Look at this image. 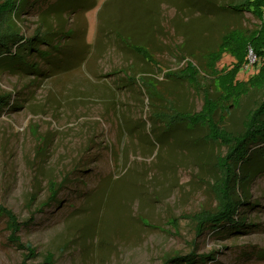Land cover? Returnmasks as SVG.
Listing matches in <instances>:
<instances>
[{
	"label": "rangeland",
	"instance_id": "1",
	"mask_svg": "<svg viewBox=\"0 0 264 264\" xmlns=\"http://www.w3.org/2000/svg\"><path fill=\"white\" fill-rule=\"evenodd\" d=\"M55 1L28 0L14 16L25 36L50 34L36 43L47 59L27 55L40 68H0V95H9L0 109V264L27 255L33 264H184L170 259L190 254L207 255L194 264H264V173L247 185L241 228L197 234L192 215L218 204L225 146L201 126L179 133L185 127L150 118L167 100L201 109L200 92L164 76L190 59L219 111L234 108L225 126L241 128L264 98V61L250 47L264 49V19L223 10L228 0H82L47 11ZM113 26L150 44L158 67L127 51ZM237 29L211 64L223 34ZM132 66L158 80L163 100L151 106L144 88L128 85ZM54 184L61 188L50 203ZM3 209L27 221L18 232L26 248L9 241Z\"/></svg>",
	"mask_w": 264,
	"mask_h": 264
},
{
	"label": "trees",
	"instance_id": "2",
	"mask_svg": "<svg viewBox=\"0 0 264 264\" xmlns=\"http://www.w3.org/2000/svg\"><path fill=\"white\" fill-rule=\"evenodd\" d=\"M185 1L194 5L200 3L201 0ZM69 2L75 3V5L80 7L83 6L82 0H57L47 7V11L51 9L67 10V3ZM27 4L28 0H0V68L11 69L13 68L12 66L21 64L27 66L28 69L38 70L40 68L39 63L28 60L27 55L33 51L46 59L48 58L47 53L38 49L36 43H49L47 35L50 34L47 32L43 34L39 29L35 31L34 35L27 37L22 33L21 28L17 26L15 21L14 16H19ZM219 6L223 10L228 9L233 13L251 12L264 19V0H228L226 5L222 4ZM113 27L118 39L125 44L123 47H126L127 51L133 52L146 64L158 67L149 43L148 46L144 41H138V38L135 39L133 34H127L122 27ZM143 30L147 31L146 28H143ZM239 31L241 30H231L223 34L218 50L213 51L209 56L211 64L216 63L218 58L222 56L224 48L231 47L234 33L237 32L240 35ZM144 37L143 35L142 38ZM161 39L159 38L158 40ZM15 47L16 49L14 50L13 48ZM250 47L260 55V60L264 61V56L261 55V51L264 52V49H257V46L253 44H250ZM127 70L129 73L125 77L128 85H139L144 88L147 97L151 100V106L153 101L157 103L164 99L162 91L158 87V80L155 77L146 76L143 71L136 72L133 66L128 67ZM209 73L212 74L214 72L209 69ZM164 76L170 77L172 80L186 82L196 92H200L203 97V105L197 111L185 110L170 100H167L168 106L163 109L153 105L155 110L151 111L150 114L153 123L156 124L158 121H162L165 122L167 128H175V130L185 127L179 130V133L201 126L207 129V137L210 140L225 146L224 153L217 158L219 175L215 179V186L217 187L218 204L214 209H204L192 215L196 232L197 234H204L207 231L219 232L226 224L238 230L245 224L244 217L242 218L243 220L238 219L237 215L240 214L241 207L246 206L249 202L247 185L256 176L264 173V98L247 111L245 118L242 120L241 128L229 129L225 126V119L226 115L234 108L229 107L223 109L224 111H219V106L214 105V97L211 96L210 83L205 79L203 81V78H205L204 74L192 60L187 59V64L184 68L177 71H167ZM254 80L255 78L252 79V81ZM204 84L209 86L205 87ZM246 84L249 85V83ZM239 98L238 96L234 101L237 102ZM8 100L9 95H0V109L9 104ZM230 104L236 106L235 102ZM161 141L159 140V142ZM60 188L59 184L51 186L50 203L57 200ZM3 212L7 218L9 241L18 248H26L18 238V232L23 225H26L27 221L21 222L7 209H3ZM31 220H33V217H31ZM27 249L31 256H35L34 250L28 247ZM29 256H25L21 264H33L27 261ZM199 257L200 261H203L207 255ZM199 257L190 254L170 260L185 262L184 264H194Z\"/></svg>",
	"mask_w": 264,
	"mask_h": 264
}]
</instances>
